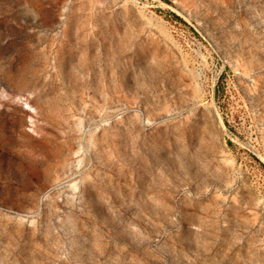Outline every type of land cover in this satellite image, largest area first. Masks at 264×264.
Listing matches in <instances>:
<instances>
[{"label":"rangeland","instance_id":"obj_1","mask_svg":"<svg viewBox=\"0 0 264 264\" xmlns=\"http://www.w3.org/2000/svg\"><path fill=\"white\" fill-rule=\"evenodd\" d=\"M0 264H264V0H0Z\"/></svg>","mask_w":264,"mask_h":264},{"label":"trees","instance_id":"obj_2","mask_svg":"<svg viewBox=\"0 0 264 264\" xmlns=\"http://www.w3.org/2000/svg\"><path fill=\"white\" fill-rule=\"evenodd\" d=\"M165 1H168V0H165Z\"/></svg>","mask_w":264,"mask_h":264}]
</instances>
